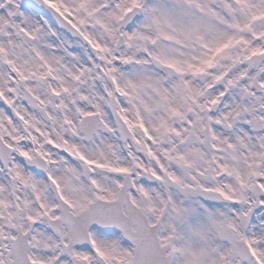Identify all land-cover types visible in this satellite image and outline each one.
Here are the masks:
<instances>
[{"label":"snow or ice","instance_id":"1","mask_svg":"<svg viewBox=\"0 0 264 264\" xmlns=\"http://www.w3.org/2000/svg\"><path fill=\"white\" fill-rule=\"evenodd\" d=\"M0 264H264V0H0Z\"/></svg>","mask_w":264,"mask_h":264}]
</instances>
